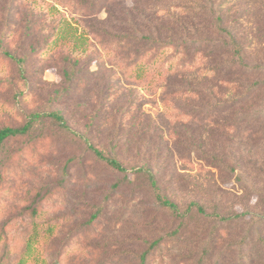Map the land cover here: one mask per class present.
Masks as SVG:
<instances>
[{"label":"rangeland","instance_id":"1","mask_svg":"<svg viewBox=\"0 0 264 264\" xmlns=\"http://www.w3.org/2000/svg\"><path fill=\"white\" fill-rule=\"evenodd\" d=\"M204 1L0 0V130L49 112L70 128L40 118L3 145L0 264L29 252L38 206L40 232L56 228L36 244L47 264H264V68L218 75L235 58ZM215 2L245 22L249 64L263 61L264 18L250 30L261 0ZM149 34L150 58L171 45L136 79L127 65ZM84 138L205 212L177 218L145 175L114 171Z\"/></svg>","mask_w":264,"mask_h":264},{"label":"trees","instance_id":"2","mask_svg":"<svg viewBox=\"0 0 264 264\" xmlns=\"http://www.w3.org/2000/svg\"><path fill=\"white\" fill-rule=\"evenodd\" d=\"M213 3L215 5H213ZM205 5H208L210 10L212 12L210 13V17L214 19V24H215V29L217 30V34H224L225 36L227 35L229 37V43L228 45L230 46V54H233L235 59H228L226 61L218 59L216 63V68H218V75L222 76V78L227 77L228 75H237L243 76L245 74L252 73L258 69L264 68V59L263 61H260L257 63L256 66H251L248 62L249 55L250 54V46L251 42L247 45L245 42V39L247 36L245 34H241L243 23V19L239 16H234L230 18L229 13L226 14L223 13L222 6L223 3H220L218 5V9H216V2L215 0H205L204 3H202L200 6L201 8L205 7ZM262 5H264V0H261V5L258 10V14L256 15L257 23L253 24V26L250 27V30L256 29L257 30V35H251L252 39L256 38L258 36V28L257 26L260 24L258 19L260 20L262 17L264 18V9L262 8ZM248 15V14H247ZM245 15V17L247 16ZM225 18H224V17ZM243 17V16H242ZM229 18L231 20V23H233V26H226L229 23ZM248 19V18H247ZM263 22V21H262ZM144 39V44L146 49L142 52L141 58L136 59V63H130L127 65L128 67V72L127 74H135V78L139 79L140 78V69L143 68L144 66H147L148 64L151 63V61L154 60V58L160 54V52H163L164 48L170 47L171 43L169 45H166L165 43H160L158 45V51L155 53L156 55H153L152 58H150V53L154 52L156 50V45L151 46L150 44L153 42L152 41V36L145 35L141 38V40ZM154 44V43H153ZM184 48V47H183ZM221 49L217 47V54L219 53ZM138 66V67H137ZM137 67V68H136ZM169 72L161 74V71L159 73V76L161 77L166 76ZM238 80V78H237ZM261 84H263V81L261 82H253L251 84H247V94L244 95L245 98H248L252 90H255L256 88H260ZM240 99V97L236 96L233 97L230 101L227 102L228 106L231 107L232 105L237 103V100ZM226 103H221L219 102V107H225ZM53 118L57 123L59 122L62 127L65 129H69V126L66 122V119L60 112H49V113H33L30 116V120L24 124V126H21L19 128H14L11 126L4 127L0 130V152L2 150L3 145L6 143V141L10 137H15L19 135H25L29 132L31 129L33 123L35 120H38L40 118ZM84 141L88 144L90 150L100 159L106 162L108 166H110L114 171L120 172L128 177L130 173L134 174L135 176L139 175H145L149 183L155 193L157 201L163 205L164 207L170 209L174 215L179 218V219H186L191 212L193 211L194 208L199 213H204L205 209L204 206L193 202L187 205L185 208L181 209L177 203L169 199L163 192H161V189L159 187V183L156 178V174L152 172L150 168L147 166H141V167H136V168H127L125 167L116 157H109L105 156L103 152L95 147L88 138H84ZM119 185V183H118ZM115 187H117L115 185ZM43 209L41 206L34 207L31 210V216L33 218V231L29 235V252L25 250L24 254L22 255L21 261L19 264H25L24 261L27 259L29 255V264H47L46 259L44 255L38 251L36 244L39 243V241L45 242L47 238H49L53 232L55 231L56 228H54V224L52 222H49L48 227L44 232H40V225H38V219L43 215ZM146 261V259H145Z\"/></svg>","mask_w":264,"mask_h":264}]
</instances>
